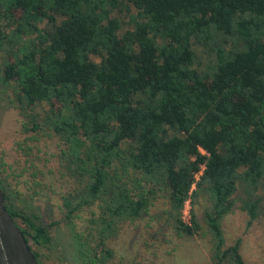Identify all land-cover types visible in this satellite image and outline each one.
I'll use <instances>...</instances> for the list:
<instances>
[{
  "label": "trees",
  "instance_id": "16d2710c",
  "mask_svg": "<svg viewBox=\"0 0 264 264\" xmlns=\"http://www.w3.org/2000/svg\"><path fill=\"white\" fill-rule=\"evenodd\" d=\"M126 4L136 14L122 31L113 14ZM199 50L209 60L204 71ZM0 56V85L12 86L15 109L63 146L58 173L73 184L63 197L66 219L97 206L89 225L100 255L89 264L112 259L107 241L147 210L153 184L178 214L207 195L212 264H245L240 239L224 247L220 220L238 183L247 227L261 203L264 0H0ZM40 105L48 107L43 117ZM0 188L42 264L30 242L49 246L56 223L10 202L1 177ZM176 223L179 235L196 234L194 214L191 225L179 216Z\"/></svg>",
  "mask_w": 264,
  "mask_h": 264
},
{
  "label": "rangeland",
  "instance_id": "374dc122",
  "mask_svg": "<svg viewBox=\"0 0 264 264\" xmlns=\"http://www.w3.org/2000/svg\"><path fill=\"white\" fill-rule=\"evenodd\" d=\"M135 14V9L126 4L113 16L119 19L124 31L130 28ZM43 26L50 27L46 22ZM198 55L196 65L204 71L208 57L200 50ZM1 72L0 56V75ZM11 87L0 85V177L10 202L35 214L42 224L56 223L49 230L52 239L49 246L37 247L30 242L32 249L40 253L42 264H89V255L100 253L96 247V230L89 225L92 214L98 212L97 206L84 207L71 221L66 219L63 197L73 184L58 173V156L63 146L45 128L38 133L31 130L28 117L15 109ZM47 110V106L40 105L35 112L43 117ZM200 175H196V180ZM237 187L233 207L220 220L224 247L240 239L239 251L244 263L264 264V180L256 193L261 201L256 210L257 218L250 227H247L248 214L241 208L245 198L242 184L238 183ZM148 189L153 193L148 196L147 210L138 219L122 223L116 237L107 241L113 253L108 264H212L213 237L203 220V213L210 209L208 196L200 195L193 204L187 200L178 214L165 188L159 189L153 184ZM192 214L198 226L196 234L193 237L179 235L176 217L191 225Z\"/></svg>",
  "mask_w": 264,
  "mask_h": 264
},
{
  "label": "water",
  "instance_id": "95a60500",
  "mask_svg": "<svg viewBox=\"0 0 264 264\" xmlns=\"http://www.w3.org/2000/svg\"><path fill=\"white\" fill-rule=\"evenodd\" d=\"M0 264H38L17 225L4 206L0 188Z\"/></svg>",
  "mask_w": 264,
  "mask_h": 264
}]
</instances>
